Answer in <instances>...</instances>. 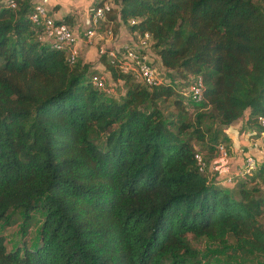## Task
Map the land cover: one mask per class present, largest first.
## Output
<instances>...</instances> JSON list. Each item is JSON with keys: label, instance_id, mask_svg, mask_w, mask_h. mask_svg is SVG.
<instances>
[{"label": "trees", "instance_id": "1", "mask_svg": "<svg viewBox=\"0 0 264 264\" xmlns=\"http://www.w3.org/2000/svg\"><path fill=\"white\" fill-rule=\"evenodd\" d=\"M14 1L0 0V223L42 217L34 247L7 250L0 235V264H210L188 234L230 250L227 264L264 256V160L245 147L260 161L239 177L224 130L239 120L264 130V5L95 0L112 2L109 21L149 34L158 66L178 82L146 85L102 53L122 82L115 97L92 85L97 70L37 39L31 0ZM195 76L206 112H189L184 98ZM196 142L207 158L223 145L226 170L200 171Z\"/></svg>", "mask_w": 264, "mask_h": 264}, {"label": "built area", "instance_id": "2", "mask_svg": "<svg viewBox=\"0 0 264 264\" xmlns=\"http://www.w3.org/2000/svg\"><path fill=\"white\" fill-rule=\"evenodd\" d=\"M8 7L14 8V0H2ZM32 8L29 14L31 22L37 26L40 31L37 39L51 48L63 50L66 53V59L69 64H75L79 60V50L76 47L77 41L81 40V36L74 33L73 29L63 22L58 23L50 13L48 0H31ZM112 6L111 1H106L100 6H96L90 14L89 27L83 33L86 43H91L95 35V29L100 20H103L110 11ZM133 22V21H132ZM149 34H137V45H126L120 48H111L110 50L100 49V53H107L110 62H118L121 70L124 73L133 74L137 80L142 81L146 85H156L163 82V78L159 76L156 69L151 66L152 60L149 57ZM92 85L105 90L109 94V87H105L103 81L98 75L90 77ZM203 81L200 76L192 78V84L188 86L185 94L192 102H200L203 99L202 95ZM258 121L264 128V118L258 117ZM264 133V130L261 132ZM228 152L223 145L218 146L217 155L220 157L221 166L224 165L228 157ZM237 158H242V165L237 168V175L239 177H246L252 175L257 168L260 158L253 155L246 154L245 148L241 145L235 151ZM200 171H212L219 169L217 165L216 156L206 158L199 152L194 155ZM232 176L226 178L227 182H231Z\"/></svg>", "mask_w": 264, "mask_h": 264}, {"label": "rangeland", "instance_id": "3", "mask_svg": "<svg viewBox=\"0 0 264 264\" xmlns=\"http://www.w3.org/2000/svg\"><path fill=\"white\" fill-rule=\"evenodd\" d=\"M258 3H261L264 5V0H255ZM66 6V5H65ZM82 9V8H81ZM94 7L91 5L89 6V8L87 9V13L85 15L80 14L79 16L82 15V17H84L82 20L85 21L86 20V16H88V21L90 19V14L93 11ZM82 20L79 18L76 22V24L74 23L73 25L71 24L70 26L72 28L81 25V31L83 28V22ZM89 27V22L87 23V27L83 28V30L88 29ZM126 31L127 34L129 35V29L127 27ZM83 33L84 31H82L81 33H79V35L81 36V40L82 43L85 42V39L83 37ZM131 34V33H130ZM118 35V28H117V24L116 22H111L108 20V17L105 16V18L103 20H100L98 22V25L95 29V35L92 38V42L86 43V46L89 45H93L95 42H97L96 45V50L94 51V55H92L91 59H89L87 62H82V59L78 60L82 63H86L90 70H94V66H92L93 64H95V60H98L99 62V57L101 56L100 53V49L102 50H110V48L112 47L110 44L111 42H113V39L116 38V36ZM133 35V34H131ZM135 41H137V38L135 35H133ZM108 47V48H107ZM149 51V50H148ZM105 53V52H104ZM151 53V52H150ZM95 56L96 59H95ZM150 59L152 60V62H150L151 66L154 67L157 71V73L159 74V76H161L163 78V82L164 83H169V82H174L175 81V74L165 71L163 70L160 66L156 65L153 54L151 53V55L149 54ZM98 71V70H97ZM95 72L94 75H98L101 80L103 81L105 87L107 86V88L109 87V94L115 97H121V93L123 92V87H122V83L118 82V85L116 86H111L112 82L111 79L109 78V76L107 74H104V71H98ZM175 83H178L177 81H175ZM121 84V85H120ZM177 88L179 89V91L181 90H185L187 87H180L177 86ZM185 101L187 102V107L189 112L193 113L196 110H200L201 108V101L200 102H192L188 99V97H184ZM189 103V104H188ZM165 106L167 107V109H171V104L170 102L166 103ZM201 111H207V108H201ZM240 120L237 122H234L231 127H233L234 129L238 130V135L240 139H244V137L246 136V130L247 129L245 126L241 127L239 124ZM227 127L224 129L226 130ZM245 130V131H244ZM229 132H231L229 130ZM228 137L231 138L232 141V134L231 133H226ZM197 145V152L201 153L206 160H208L207 156L204 155L201 151V144L196 142L195 143ZM229 152V151H228ZM228 154V153H227ZM231 156H234V152L232 150V152H230ZM229 154V155H230ZM216 161H217V165L219 166V169L221 172L226 170L227 165H223L221 166V159L218 155H216ZM217 173V171L215 172ZM256 185H258L261 188V192L264 193V183L257 179L256 180ZM42 217V210L41 209H37L35 211H33L29 216H26L24 213H19V212H15L13 215H7L6 220L4 222L0 223V235H3L5 238V244H6V248L7 250H11L13 248H15L16 246H22L23 243H26L27 246L29 247H34L38 241V231L40 228V218ZM10 223H7L8 220H10ZM14 220V221H12ZM26 221H29V225H25ZM259 222L260 224L264 227V213L261 215V217L259 218ZM24 227V230L27 229L26 233L24 231H22V228ZM187 238L189 239L190 243L192 244V246L194 248H196V250L199 251V254L202 258L203 261L206 260V262H209L210 264H227L229 262V260L227 259V253H230V250H227V248H222L220 244L213 242V241H209L208 239L204 238V237H200V238H195L193 237L191 234L187 235ZM234 239L231 236H228V245L232 246L234 245ZM230 264H264V256H256V255H252L251 257L249 256L248 259L246 261H241V260H232L230 262Z\"/></svg>", "mask_w": 264, "mask_h": 264}, {"label": "crops", "instance_id": "4", "mask_svg": "<svg viewBox=\"0 0 264 264\" xmlns=\"http://www.w3.org/2000/svg\"><path fill=\"white\" fill-rule=\"evenodd\" d=\"M91 5L94 7L95 0H48V6L50 8V13L53 16V18L56 21H59V20L61 21L64 18H66V16L69 15L72 19V21L69 23V25H71V24L73 25L74 23L76 24V22L79 18L82 20L84 18V17H82V15H85L87 13V9ZM80 14H82V15L79 16ZM82 22H83V28L84 27L86 28L87 23L89 22L88 16H86V20L85 21L82 20ZM83 28H82V31H85V30H83ZM117 28H118V35L116 36L115 39H113V42H111V44H110L112 46L111 48H121V47L126 46V45H130V46H136L137 45V43L133 37V35H135L137 38V34L131 35L129 33V35H128L126 28H125V25L119 24V25H117ZM72 29H73L74 33H76L78 35H79V33L82 32L80 30L81 25H78ZM85 44H84V42L82 43V40L77 41V43L75 44L79 50V60L82 59V62L83 61L87 62L89 59H91L92 55H94V51L96 50L97 42H95L93 45H89V46H86L87 44L86 45ZM149 54L151 55V53H149ZM96 57L97 56H95V59H96ZM154 60H155V58H154ZM155 63H156V65H158L156 60H155ZM92 66H94V70H98L99 72L102 70L104 71L103 65L100 62H98V60H95V64H93ZM104 74H107V73L104 71ZM109 78H110V76H109ZM110 82H112L111 86H115V85L117 86L118 82L122 83L121 81L113 82L112 80ZM239 124L241 127H244L243 120H240ZM229 130L231 132H229ZM226 131H227V133L232 134L231 146H232L233 152L239 146L242 145L244 148L247 147L248 153L253 154L255 156H261V158H263V160H264V133L259 132L257 129H251V130L249 129L246 131L244 130L246 132V136L242 140L239 138V135H238L239 132L237 129H234L233 127L229 126V127H227ZM250 132L256 133V136L254 135L255 137L254 136L248 137V133H250ZM237 163H238V160H237Z\"/></svg>", "mask_w": 264, "mask_h": 264}, {"label": "clouds", "instance_id": "5", "mask_svg": "<svg viewBox=\"0 0 264 264\" xmlns=\"http://www.w3.org/2000/svg\"><path fill=\"white\" fill-rule=\"evenodd\" d=\"M95 8V7H94Z\"/></svg>", "mask_w": 264, "mask_h": 264}]
</instances>
